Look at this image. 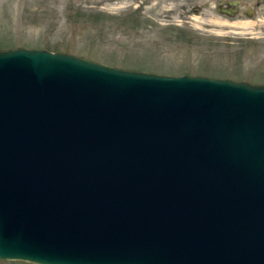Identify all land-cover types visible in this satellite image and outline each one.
Returning <instances> with one entry per match:
<instances>
[{
    "label": "water",
    "instance_id": "water-1",
    "mask_svg": "<svg viewBox=\"0 0 264 264\" xmlns=\"http://www.w3.org/2000/svg\"><path fill=\"white\" fill-rule=\"evenodd\" d=\"M0 259L264 264V82L0 48Z\"/></svg>",
    "mask_w": 264,
    "mask_h": 264
},
{
    "label": "rangeland",
    "instance_id": "rangeland-1",
    "mask_svg": "<svg viewBox=\"0 0 264 264\" xmlns=\"http://www.w3.org/2000/svg\"><path fill=\"white\" fill-rule=\"evenodd\" d=\"M217 1L0 0V48L42 47L123 68L264 82V7L229 16L216 10Z\"/></svg>",
    "mask_w": 264,
    "mask_h": 264
},
{
    "label": "flooded vegetation",
    "instance_id": "flooded-vegetation-1",
    "mask_svg": "<svg viewBox=\"0 0 264 264\" xmlns=\"http://www.w3.org/2000/svg\"><path fill=\"white\" fill-rule=\"evenodd\" d=\"M227 1H229V0L217 1L214 4L216 10L218 11V8L232 7V9L235 13H238L239 11H241L244 15L249 17V16H252L254 14V11L256 8H258L260 6L264 7V0H236V3L234 6H229L227 4ZM221 13H224V12H221Z\"/></svg>",
    "mask_w": 264,
    "mask_h": 264
}]
</instances>
